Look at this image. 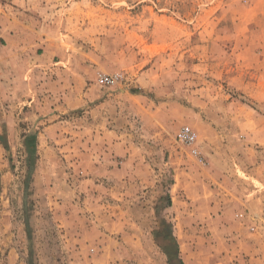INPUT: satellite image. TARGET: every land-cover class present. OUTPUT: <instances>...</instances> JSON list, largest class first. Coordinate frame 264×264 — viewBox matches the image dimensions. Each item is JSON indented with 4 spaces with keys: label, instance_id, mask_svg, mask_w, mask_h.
Instances as JSON below:
<instances>
[{
    "label": "rangeland",
    "instance_id": "obj_1",
    "mask_svg": "<svg viewBox=\"0 0 264 264\" xmlns=\"http://www.w3.org/2000/svg\"><path fill=\"white\" fill-rule=\"evenodd\" d=\"M2 1L0 264H66L69 188L98 179L72 137L101 116L138 157L115 159L118 260L264 264V0Z\"/></svg>",
    "mask_w": 264,
    "mask_h": 264
},
{
    "label": "crops",
    "instance_id": "obj_2",
    "mask_svg": "<svg viewBox=\"0 0 264 264\" xmlns=\"http://www.w3.org/2000/svg\"><path fill=\"white\" fill-rule=\"evenodd\" d=\"M22 26L7 2L0 0V40L12 43L19 37V43H23ZM101 107L96 105L98 109ZM79 131L81 139L72 138L74 142L81 143V159L91 162V178L88 175L87 180L98 179L80 184L79 189L69 188V194L81 201L75 202L73 198L74 205H71L72 211H75L80 202L78 216L67 215L60 219L66 236L64 260L66 264H127L118 258L128 256L130 249L126 246L116 248L115 240V159L121 162L120 170H124L127 164L132 167L138 158L134 151L136 146L126 134H115V122L105 116L99 117V120H87ZM106 175L112 178H107L108 182L101 177ZM77 191L79 195H76ZM61 203L59 207H63ZM170 236L173 237L172 234ZM122 237L126 238V232H122ZM174 249L173 252L167 251V255L178 263L179 260L184 263L181 249Z\"/></svg>",
    "mask_w": 264,
    "mask_h": 264
},
{
    "label": "built area",
    "instance_id": "obj_3",
    "mask_svg": "<svg viewBox=\"0 0 264 264\" xmlns=\"http://www.w3.org/2000/svg\"><path fill=\"white\" fill-rule=\"evenodd\" d=\"M99 81L104 83H111L114 81V78L109 76H101L99 77ZM176 139L179 143L186 145L190 148V151L195 154L198 155V150L195 147V141H196V137L194 132L187 126H183L181 127L178 132L176 133Z\"/></svg>",
    "mask_w": 264,
    "mask_h": 264
},
{
    "label": "trees",
    "instance_id": "obj_4",
    "mask_svg": "<svg viewBox=\"0 0 264 264\" xmlns=\"http://www.w3.org/2000/svg\"><path fill=\"white\" fill-rule=\"evenodd\" d=\"M179 264H183V263L179 260Z\"/></svg>",
    "mask_w": 264,
    "mask_h": 264
}]
</instances>
